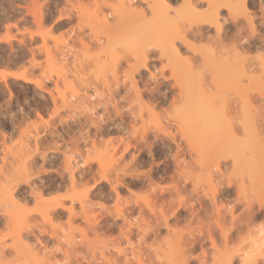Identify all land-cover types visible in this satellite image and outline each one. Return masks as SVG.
I'll use <instances>...</instances> for the list:
<instances>
[{
    "label": "rangeland",
    "instance_id": "obj_1",
    "mask_svg": "<svg viewBox=\"0 0 264 264\" xmlns=\"http://www.w3.org/2000/svg\"><path fill=\"white\" fill-rule=\"evenodd\" d=\"M77 1L79 3H86L87 5V1L89 0H80L81 2L79 0H0V74H6L5 79H2V76L0 75V188L4 190L2 186L7 182L6 179H28V181L32 179V182L35 181L34 183L30 181L32 185L34 186L35 183L36 186L38 185V188L34 186L37 191L42 189L40 185L46 186L45 184H39L43 181L42 183H46L47 186H51V188L46 189L44 187L45 189L43 188L44 191H42L44 194L37 198V200L39 199L40 201V198H42L43 201L45 200L51 203L54 200L52 196L57 193V190L54 189V185L59 184L61 176L67 177V175L64 174H68V171L63 170L64 167L62 165H64V159L65 157L78 158L77 155H79V153L74 151L77 146L80 150V155L82 156H80V158L91 156L94 157L95 160L104 162L114 155L112 158L116 159V164H113L112 158L111 161L113 165H117L115 166L117 171L113 168L108 170L110 171L108 172V167L106 168V165L103 168H106V174L108 172L107 175L112 181H114L117 175L120 176L123 184L121 183L116 186L120 195L119 198L121 199L117 200L109 184L99 178L98 173L100 171L97 168V162L93 161L92 171L84 173V178H82V180L78 179L74 188H69V183H67L68 185L61 183L62 185L58 189L57 197L58 199L60 198V201L64 202L65 206L73 205L76 211H81L82 204L86 207L85 209L87 213H94L96 220L91 218L89 222H86L85 220H82L83 218L80 219V217H76L75 219L73 218L74 220L72 219L73 221L69 222L67 221L66 215H62L65 211L61 213V216L64 217L51 218L53 221V227H56V230L58 229V234L56 230L55 232L59 239L58 237L48 238L50 236L49 234L47 235V233H44V235L40 234V232L37 233L36 228L34 230L36 233L33 232L36 236H39L40 243L42 242L41 236L44 238L42 240L47 246H45L46 250L44 249L46 254L45 252L40 253L43 252L42 250L38 251V248L44 244L40 245L39 240H36L35 235L31 234L30 240L33 242L34 246H29L28 252L31 257H33V261L27 254V259H25L27 261L30 259L33 263L34 260H36V257H38V259L40 258L39 260H42L41 263L39 261L40 264H49L50 262L51 264H96V262L99 264H109L114 261L116 264H124V260L129 259V264H137L133 255L138 254L141 256V259L145 264H184V262H181L180 260L183 259V257L184 259L187 258V260L190 259L187 264H201L202 260L204 261V264H226L228 258H232L230 264H233L234 261L235 264H246V261H248V264H251L249 254L256 259L264 254V227H262V225H264V214H262V208L258 207V201L259 199L262 200L264 195L263 192H261V185L258 183L259 174H257L258 176L255 175L257 170L255 168L249 170L246 167L248 164L251 166L254 165L256 161H262L259 159L260 157L258 153V148H261V144L259 145V141H255L254 133L256 134L259 131L262 132V130H264V121L261 120V116L264 115V112L262 113L263 115L260 113L258 114L257 112L259 111L255 114L256 119H259V121H257L259 123L254 121L252 115H248V119L243 122L244 117L247 116V111H245L244 114V112L242 113L240 111L239 107H237L239 109H234L235 106L233 108L234 110L232 109V112L229 113V116L234 114L233 117H238V120L244 123V127L236 125L237 122H235L233 130L229 131V141L236 142H233L232 146L227 144L224 148H220V138L215 137L216 135L214 131L211 134L214 133L213 135L215 136L210 134L212 130H206L205 128L202 129L201 126V132L199 131L200 128H198V126H196L198 131H196L197 129L194 131L191 125L187 123L188 121L190 122L194 113H198L199 110L196 107V109L189 108V104L185 100L187 98L182 97L181 99L177 88L178 86L173 84L174 81L169 77V71H166L167 75H163L164 77L159 75L158 79H150L153 77L151 76V72H159L161 65L167 63L166 60L152 61V63L150 62L149 64L151 67L148 70L142 69V73L134 76L135 80L138 82V90L141 91V97L140 95H136V93H134L135 91H132L131 86H127L129 84V79L126 78L125 73L128 69V61L134 62L135 59L138 58L136 56H140L141 51H147L148 49L150 51L155 45V48L157 49V39L155 38V40L150 36V40L153 39L152 43L156 42L155 44H150L149 42L151 41L149 40L148 35L149 33L153 34V32L157 33V31L165 33V30L157 29L155 31L154 29L156 28H154L152 29V32H146L145 35L143 32V36H148L147 38L142 39V37H138V39V34L136 32L139 31V36H141V28L143 29L144 27L141 26L136 28L135 25L138 23L130 25L131 27L134 26L131 28L132 31L134 28L136 30L138 29L137 31L134 30L132 34L128 22L131 20L129 23H132L134 19L129 18L132 16L125 13L124 17L121 18L125 19L126 16L125 20H128L127 25L129 29H125H128L130 33L129 35H122V32L125 30L123 23H126V21H121V18H119L121 21L119 23H122L123 26L118 25L117 29H115L116 27L112 29V24H110L109 21L107 22H109L108 24L111 26L106 23L105 25L110 28L101 25L104 22L102 17H105L107 14L108 16L112 15L110 16L111 20L113 16H117L114 14V10H110L113 6L111 3L113 2L117 7L120 6V3H118V6L116 0H99L98 4L99 2L100 4L97 7L98 9H101L100 12H102V10L105 12V16H102L101 13H95L96 8H93V4H96L97 1L95 0L94 3H92L93 1L90 0V4L88 3L89 8L85 6L86 11H84V8V10L81 8L78 12L80 16H78L76 7L81 6ZM105 1L107 3L111 2V6H108ZM127 1L130 2L129 0ZM179 1L180 0L174 3L172 10L180 12L176 13L178 16L180 14V19H178V21L181 20L182 23L180 21V24L178 22L175 23L178 26L181 24L189 25L190 11L183 7L181 4L182 2L179 3ZM70 2L74 4L76 10L71 6L72 4L70 5ZM76 3H78V5ZM83 3H81V5H84ZM101 3L103 4L101 5ZM138 3L140 6H146V3L141 0H138ZM177 5H179V7ZM136 7L137 6H135V8ZM130 8H134V5ZM35 9L40 10L38 15V17L41 16L40 18L34 17L35 13L32 15V11ZM118 10H121V8ZM118 10L117 12H119ZM172 10L170 12H172ZM59 11H61L62 14L74 11L73 13L79 18L71 17L73 15L71 12L72 15L71 13L69 14L72 19H62L63 21H59L61 20L57 17L61 13H59ZM110 11L112 14H110ZM174 12L175 11H173L172 14H175ZM185 12H188V15L184 14ZM75 14L73 16H76ZM91 14H95L94 17H92ZM96 15L103 21L102 22L99 19L102 22H99L100 25H97L94 22ZM108 16L106 19L108 18V20H110ZM174 16L176 15H171V19L167 18L165 22L178 18H174ZM245 16L246 14L244 12H240L238 15V19L243 20L242 29H245L243 32L247 31ZM193 18L191 17V21ZM257 19L258 22L261 21L260 18L257 17ZM68 21L69 23L66 24ZM62 22L63 24H61ZM85 22L89 24L90 27L85 24ZM170 25L172 28L175 26L172 23H170ZM184 25H182V27H184ZM77 26L81 29L77 30ZM115 30H117L119 37L116 36V38L114 37L115 39H113L111 35H108L112 40L110 41V38L106 36V33L108 32L107 34H110L109 32H113L114 34V32H116ZM128 30L124 32H128ZM146 30L151 31L149 25L148 28L146 26ZM168 30V33H174L175 31L171 29ZM211 30L208 32V35L213 36L215 31ZM134 33L136 34L135 41H132V37H130L131 40H129L127 36L134 35ZM78 36L82 39L81 42H84L83 44L85 45L79 42L81 39L78 38ZM75 37L77 40L74 39ZM140 39H142V41ZM204 41L206 42V40ZM67 43L71 46L73 44L74 47L67 48H71L70 51L72 50V53L69 50L65 51L66 48L64 45H68ZM195 43L198 44H195L197 46L201 44L200 47L202 48L203 40L198 42L195 41ZM60 48H62L65 53L67 51L69 53L66 57L67 61L64 62L66 63L65 66L68 67L65 68L66 72L67 69H70L71 67L73 68L70 69L69 74L68 72H65L68 76H66V78L63 77L62 73L60 74L61 70H59L61 62H58V57L60 58V55L58 56L56 53ZM201 48L196 49L198 51V57L196 58H199L200 54H202V57L206 55V58H208L206 54L208 53V50L206 49L205 53L202 52L203 50L201 51ZM184 50L182 53L185 55L188 53V55L191 56V51L189 52V50H185L184 52ZM227 50L230 51L229 49ZM240 52L242 53V51ZM209 53L213 54L210 51ZM230 53L227 56L228 59L224 60L223 65H221L222 62L219 61L221 59L218 60L219 57L216 58L219 61V64H216L218 61H215L214 58L216 55L214 57L213 54L210 59H214L213 61L216 62L215 65H217L216 67L214 66V62L211 65L207 62L209 68L207 69L205 65L204 72L202 70L204 66L202 68L199 66L196 68L199 69L200 73L203 72V76H201V78L199 74H196L193 77V80L195 82H200L198 79H201L202 83L205 79L203 83L205 84L208 82L211 85L210 87L208 83V86L205 84L209 88L206 90L207 88L204 86L203 89L206 90L205 93L201 92L198 88L200 94L198 90L196 91L198 93L194 90H192L193 93L191 92L190 89L194 88L192 85L194 84V81L192 82L189 78L191 79L192 76L189 78L187 77L186 79L190 82L185 79L186 83L182 86L186 89L189 88L190 91L186 97L191 96L193 98L192 102L199 99L198 96L195 99L193 97L198 94L199 97L201 96L199 99L200 101L201 99H204L205 102H209L207 104H211V107L209 106V108H211L212 111L208 110L212 113L215 112V107L213 106L218 99L220 100V97L223 96L224 98L233 97L232 99H240L237 97L250 94V91L247 88L248 81L246 79L244 80L245 76L242 75V78L234 72L233 74H237L238 76L236 75L233 78L234 75H230L232 77L231 80L227 79L228 81L226 80V82L224 80L223 84H225H220L223 86L219 87L216 85L221 83L224 79L220 74L224 75V71L227 69V72L229 69V65H227V67H225V65L228 63L230 66H233L232 64L235 63L236 67H234L239 71H242L240 65L242 62L239 64V60L241 61V58H243L242 60L244 62V59L247 60L246 58H248L250 61L251 58V60H256L254 62H257V59H253L251 56L255 57V55L258 54V57L255 58H259V54H262V51L261 49H253L249 53L246 51L244 54H241L244 56L247 54V57L245 58L244 56H236L235 58L232 56L231 60H234L232 64L231 62H226L230 58L229 55H232ZM156 54L157 52L153 54V56L156 57ZM185 55L183 57H188ZM118 58L121 59V65L115 69L117 73L116 79H118L116 80L111 77V73L109 74V72H112L113 74L115 72V70L110 71L112 67H110L111 63L109 62L111 60L114 62V60ZM56 59L58 60L55 61ZM200 60H198L199 62L197 61L195 65H200ZM249 61L247 62L249 63ZM106 62L109 63V66ZM247 62L243 64L246 66ZM103 63L108 67L106 68L109 71H107V69L105 70V65L103 68L104 72L107 71V73H104L99 69L103 67ZM220 66L221 68H219ZM245 66L243 68H245ZM223 67H225V70H222ZM78 68L86 70V75H90L88 76L89 78L83 76L85 73L81 74L78 79L77 77L75 78V76L72 77V73H81L82 70H77ZM210 68L211 71L214 68V71L217 70L218 73H220L221 69L224 72L219 74L222 78L219 79L213 72L214 74H210V77L213 75V81L210 80ZM74 69L77 70V72L74 71ZM237 69L232 70L235 71ZM230 72L232 71L229 70L226 74ZM13 74L18 75V77L16 78L12 76ZM20 74L23 77H20ZM226 74L224 76L229 78ZM181 75H184L185 77L187 76V74H182V72ZM113 76L115 77V75ZM238 78H242L240 80V83L242 82L241 85H247L245 88H243L244 86H241L240 83L236 82L239 81ZM123 80L125 83H123ZM209 80L213 82V85ZM39 81L44 83V90H40L36 87V82ZM83 81L85 83H83ZM116 81H118L120 86L118 88L115 87ZM214 81L217 83L215 82V84ZM181 82L183 84L184 81ZM124 84L127 85L125 86ZM236 84H239V86ZM212 86H214L215 89L217 87V90H219L215 92L212 90L214 89ZM127 87H131L129 88L131 90L127 89ZM114 88L116 90H112ZM209 90H211V95L213 94L212 91L215 93L213 94L214 100L208 96ZM50 92L52 96L50 95ZM254 95H256V92H254ZM53 96L54 99H56V102H54L60 107L58 112L56 111L54 115L53 111L58 107H56L53 102ZM65 98L67 99L65 100L67 102L66 106H64L62 101V99ZM138 99L142 101L140 102ZM259 100L255 102L258 104L261 103V101L263 102V100ZM194 103V105H197L198 107V102ZM141 105L142 107H140ZM194 105L192 107H194ZM208 105L205 107L207 108ZM140 109L142 110L140 111ZM190 109L193 111L191 112ZM99 115L104 118L103 122L105 123V131L102 134L97 135L95 134V127L89 122V118H95ZM157 115L159 116L161 127L165 131H170L174 136H171L170 134L168 136L163 135L158 130L157 126L159 125H156L158 122L154 121L155 119L158 120ZM73 119H75V122ZM135 127L136 129L138 128V131H140L139 129H141V127H147L148 138L146 141H148L149 144L145 143V140H141V135H139L140 132L137 134L133 133ZM255 130L257 132H254ZM196 132L199 135H197ZM260 132L258 135L262 137L263 135H260ZM224 133L227 134L226 131H224ZM154 134L162 139L155 138L153 136ZM223 136L221 135L220 137L222 138ZM251 138H253V140H251ZM35 139L38 141L37 148L34 146ZM187 139H190L189 144ZM93 141L95 143V149L91 150V144ZM128 142L131 143L130 149L123 152L124 145ZM25 144H29L31 149L28 150L29 147L27 145V149ZM87 150H90V153H88ZM28 152L31 156V158H28L30 159L29 161H27ZM42 153H44L45 161H43L42 156L40 155ZM223 157H228V161L217 168L215 166L216 161L223 159ZM262 157L263 156H261V158ZM262 159L264 160V158ZM32 160L33 163L31 162ZM111 161L107 162L111 163ZM107 162L104 164H108ZM28 163L34 165L32 166L29 164L31 166H27L26 164ZM110 163L108 165H110ZM24 165H26L28 169L29 167L33 168L28 171L26 169L27 167H24ZM41 165H44V168L42 169H45V172H42ZM143 165H146V167H143ZM244 165L246 167H244ZM112 167L113 166H111V168ZM122 167L125 168V171L123 169L120 170ZM251 168L253 167L251 166ZM119 170L124 172L122 173ZM81 172L82 171H80V173ZM28 174L32 176L28 177ZM185 177L188 178L185 179ZM93 178L97 181L94 182ZM220 181H223L224 184L227 182L232 183L233 189L228 192L227 196L219 197L215 202L216 205H226L227 210L231 207L234 210L233 215L242 218L247 213V211L244 210V205L246 202L252 200L253 210H260V214L257 215L259 216V219L254 218L249 221L248 228L243 226L242 231L238 236L235 233H232L231 238L226 242L227 244L223 242L219 228L213 226V238L217 247L216 249L211 245L206 234L198 233L197 229L199 227L198 221L205 220L206 213H214V210L212 209L214 204H212L210 200L205 199L206 197L204 195L209 194L214 186ZM52 182L54 185L51 184ZM4 185H6V183ZM225 187L227 186L225 185ZM31 188L24 184L25 191L28 190L27 192H30ZM53 189L56 191H53ZM2 192H0V196ZM145 196H150L149 198L153 201L155 206L154 212L149 210L145 205L144 202L146 200L145 198L143 199ZM199 198H201L200 203L198 201ZM0 199L1 204L3 196H1ZM33 199L34 198H31V200L28 199L27 202L26 200L20 201L26 203V205L24 203L23 205L21 204L24 207L20 208L16 203H7L5 199L4 202L14 207L15 205L18 207L17 209L10 206V208H8V211L9 209L12 211L16 209L14 211L18 213H16L18 217L22 216L19 213H23V211L24 213L25 211L26 213H29L27 211L31 210V216H28L29 218L32 217V219L29 220H33V222L35 221L38 224L41 223L42 225L44 223L46 224L44 227L50 230V225L47 223L48 221L50 222V220L45 218L46 222H41V220L43 221L44 216H41V219L40 215L37 214L38 212H41V209L43 208L42 204H44V202L42 201L43 203H41V201H35L36 199L33 201ZM4 202H2V204ZM50 203H48V205ZM44 206L46 207V202ZM3 207V209H0L4 210L5 206ZM160 208L161 212L163 211L164 213H160ZM187 208L192 209L194 216L190 215ZM117 209L122 211L124 218H118L115 216L117 214ZM223 211H225V209L222 208L221 212ZM163 214L167 218L166 220H168L169 227H166L163 223ZM141 217L144 218L143 221ZM226 217L227 220L225 225L230 221L229 213ZM58 218L61 219L56 221L55 219ZM21 219L22 218H17V221H20ZM15 221L16 220H14V223ZM51 222L50 224L52 225ZM9 225L12 226V223ZM144 225H147L146 227L150 228L146 234H144L143 231ZM3 226H0L1 249L2 245H10L13 242L11 239L12 235L6 236L8 235L9 228H6L7 226L3 228ZM78 227L81 230H79ZM53 229L51 230L54 231ZM202 230L204 232V228H202ZM52 238L56 240L58 239L59 241ZM38 244L39 247L37 248ZM8 248L10 250L12 249V247ZM8 248L7 251H10ZM21 248L23 249V247ZM73 249L76 250V252H74L76 255L73 253ZM117 249H120L121 253H118ZM7 251L6 255L8 262H5V264H10V262L12 264L15 262L20 264L17 261L20 252L16 256L14 250H11L13 252L10 251V253ZM65 251L68 252V255H65L67 254ZM34 254L38 256L35 255V257ZM6 255L2 257V259H5ZM26 255L24 256L26 257ZM39 255H41V257H39ZM22 256H19V259L24 258V256ZM67 256L69 258H67ZM27 261L23 264H30Z\"/></svg>",
    "mask_w": 264,
    "mask_h": 264
},
{
    "label": "bare ground",
    "instance_id": "obj_2",
    "mask_svg": "<svg viewBox=\"0 0 264 264\" xmlns=\"http://www.w3.org/2000/svg\"><path fill=\"white\" fill-rule=\"evenodd\" d=\"M80 1V0H79ZM90 1V0H89ZM89 1H87V5H86V3L84 4L83 2H81V3H83L84 5H81V3H79L78 1V3L80 4V6L81 7H76L77 8V10H76V8H75V6H74V4L73 3H71L70 2V5L71 6H73L74 8H75V10L77 11V13L79 12V10L82 8H84L83 10L84 11H86V8H85V6L87 7V8H89V5H88V3H89ZM93 2L92 3H94V1L95 0H92ZM97 1V3L95 4H93L94 6H93V8L95 9V13H101L102 14V16H105V12H103V10H102V12L104 13H102V12H100V10L101 9H98V5L100 4V2H99V4H98V1L99 0H96ZM117 1V5L119 6V4L118 3H120V6L119 7H117L116 6V4L114 5L113 4V2L111 3V2H106L107 3V5L109 6H111V4L113 5L111 8H110V10L112 9V10H114V14L115 15H117V16H113L114 17V20H113V17H112V20L110 19V16H112V15H110V16H108V14L105 16V17H102V20L104 21H102L101 20V18L100 17H98L97 15H96V17H95V23L98 25L99 24V22L100 23H102L101 25H103V27H107V28H110L109 26H111L110 24H112V26H114V27H112L111 26V28L113 29V28H115V29H117V26L118 25H120V26H123L122 25V23H119V22H121V21H123V20H125L126 19V16H125V19L124 18H121V17H124V15H125V13L126 14H129L130 16H132V17H129V18H133L134 20H133V24L132 23H129V22H131V20H129V22H128V24H129V28L131 29L132 27H134V26H130V25H134V24H136V23H138V24H136L135 25V27L137 28V27H141V26H143L144 28L142 29L141 28V32H142V35L141 36H139L140 35V33H138L139 31H137L135 28H134V30H136L135 32L138 34L137 35V38L139 37H142V39L143 38H147L148 36V38H149V40H150V36H152V38L153 39H157V42L158 43H156L157 44V49L155 48L156 47V45L154 46V45H152V46H154L153 48H155V49H151L150 51H149V49L146 51H141V53H140V56H136V57H138V58H136L135 59V61L134 62H130V61H128L129 63H127V65H128V69H127V71H126V73H125V75H126V78H128L129 80V84L127 85V86H131V87H127V89H129V88H131L132 89V91L134 92V93H136V95H140V97H141V91L140 90H138V82L135 80V75L136 74H140V73H142V69H149L148 67H141V65H149L150 64V62L152 63V61H162V59H164V60H166L167 61V63H165V65H161V67L159 68V75L160 76H163L164 75V73L166 72V71H169V77L170 78H172L173 79V81H174V85H177L178 87V90H179V96L181 97V99H182V97H184V98H187V99H185L186 101H187V103L189 104V108H194V109H198L199 111H198V113H194V116H192L191 117V119H190V122L188 121L187 123H189V125H191V127H192V129H194V131H195V129H197L196 128V126H198V128H200V126H201V128L202 129H206V130H212L211 132H210V134L214 131V133H215V135H213V134H211V135H213V136H215L216 138L217 137H219L218 139H219V142H220V148H224V146H226L227 144L228 145H233V142H236V141H233V142H231V141H229L230 140V135H229V131H232L233 130V127H234V123L235 122H237L236 123V125H239V126H242V127H244V121H246L247 119H248V115H252V117H253V119H254V121L255 122H257V121H259V119H256V117H255V114H256V112L257 111H259V112H257L258 114L260 113V114H262L263 112H264V60L263 61H261L262 59H261V57H264V33H261L260 32V28H259V24H260V22H258V19H257V17L258 18H260L261 20H264V0H180L179 1V3L180 2H182L181 4H182V6L183 7H185L186 9H188L190 12H189V14L190 15H193V16H190L189 15V19H190V21H191V17L193 18V20L190 22L189 21V25L187 24H181L180 26H178L175 22H178L179 23V21L182 23V21L181 20H179L178 21V19H180V14H179V16H178V14L177 13H180V12H177L176 10H172L173 9V6H174V3L175 2H177L178 0H141V1H143V2H145L146 3V6L144 7V6H140V5H138L139 3H138V0H129L130 2H128L127 0H116ZM126 1V2H125ZM104 2V3H105ZM78 3H76L77 5H78ZM111 3V4H110ZM75 4V5H76ZM90 4V3H89ZM103 3H101V5H102ZM137 4V5H136ZM133 5H134V8H130L131 6L133 7ZM83 6V7H82ZM105 6V5H104ZM107 6V7H108ZM135 6H137L136 8H135ZM178 7H179V5H177ZM100 7V6H99ZM101 8V7H100ZM114 8H117V9H114ZM119 8H121V10H118ZM103 9V8H102ZM74 10V11H75ZM99 10V11H98ZM117 10L119 11V12H117ZM172 10V12L173 11H175L174 13L175 14H172V12H170ZM37 11V12H36ZM73 11V12H74ZM76 11H75V13H76ZM123 11V12H122ZM39 12H40V10H33L32 11V15H33V13H35L34 14V17H38V15H39ZM61 11H59V13H60ZM72 11H70L69 13H71ZM72 12V13H73ZM109 12V11H108ZM111 12V11H110ZM171 14H170V13ZM177 12V13H176ZM240 12H244L245 14H246V16H245V18H246V21H245V19H244V21L246 22V32H243L241 29H242V24L240 25V27L238 28L237 27V24H238V21H239V19H238V15L240 14ZM36 13H37V15H36ZM69 13H64V14H62V12L59 14V16H57V17H59L58 19H61V20H59V21H63L64 19H72V18H70V16L72 15V13H71V15L69 14ZM75 13H73V15L75 14ZM97 13V14H98ZM117 13V14H116ZM120 13V14H119ZM121 13H122V15H121ZM110 14H112V12L110 13ZM169 14V15H168ZM184 14H187L188 15V12H185ZM36 15V16H35ZM41 15V14H40ZM71 16V17H77V18H79L78 16H80V14L78 13V16L76 15V16ZM95 15V14H94ZM94 15L93 14H91V16L92 17H94ZM171 15H176V16H174V18H177V19H175V20H171V21H169V22H165L166 21V19L167 18H169V19H171L170 17H171ZM182 15V14H181ZM109 17V19L110 20H108V18L106 19V17ZM41 17V16H40ZM40 17H38V18H40ZM98 17V18H97ZM118 19H117V18ZM76 18V19H77ZM80 18H82V17H80ZM119 18H121V21H120V19ZM129 18H127V19H129ZM172 18H173V16H172ZM63 19V20H62ZM83 19V18H82ZM97 19V20H96ZM102 21H100V20ZM106 21H105V20ZM115 19H117V20H115ZM257 19V20H256ZM58 21V22H59ZM70 21V20H69ZM69 21L66 23V24H68L69 23ZM107 21H109L110 22V24H108L109 22H107ZM112 21V22H111ZM126 21V23H123L124 24V29L125 28H128V25H127V21L128 20H125ZM124 21V22H125ZM173 21V22H172ZM114 22V23H113ZM118 24H117V23ZM244 22V23H245ZM252 22H255L256 24H257V28H256V30H255V34H253V32L251 31V29H250V27H248ZM64 23V24H65ZM83 23V22H82ZM105 23L106 24H108L109 26H106L105 25ZM116 23V24H115ZM164 23H165V25H164ZM169 23V24H168ZM170 23H172L173 25H175L174 26V28H172L171 27V25H170ZM60 24V23H59ZM61 24H63V22L61 23ZM85 24H87L86 22H85ZM85 24H83V25H85ZM163 24V25H162ZM168 24V25H167ZM180 24V23H179ZM89 27H90V25L89 24H87ZM100 25V24H99ZM148 25H149V27L151 28V31H147L146 30V26H147V28H148ZM161 25V26H160ZM172 25V26H173ZM182 25H184V27H182ZM245 25V24H244ZM79 26V25H78ZM78 26H77V28H78ZM84 27V26H83ZM163 27V28H162ZM169 27H171V28H169ZM76 28V29H77ZM120 29H122L121 27H119ZM128 28V29H129ZM154 28H156V29H154ZM73 29V28H72ZM79 29H81V28H78L77 30H79ZM127 29V30H128ZM152 29H154L155 31L157 30V29H163V30H165V33L164 32H162L161 33V31H157V33L155 32H153V34L152 33H149V35L146 37H144L143 36V32H144V35H145V33L147 32H152L153 30ZM168 29H171V30H175L174 31V33H168ZM214 30L215 32V34L213 35V36H211V35H208V32L210 31V30ZM71 30V29H70ZM126 29L124 30V31H127ZM134 30L132 31V29L130 30V32H132V34H133V32H134ZM145 30V31H144ZM211 30V31H212ZM82 31V30H81ZM111 31V30H110ZM116 32H114V34H113V32H109L110 34H107L106 33V36H108V35H111V37H113V39H115L116 38V36H118V33H117V30H115ZM121 31V30H120ZM122 32V35H125V34H128L129 35V30H128V32ZM167 31V32H166ZM117 35H116V34ZM236 33H239V36L237 37V39L236 40H232L231 38H232V35L233 34H236ZM151 34V35H150ZM225 36H228L229 37V39L231 40V43H230V45H228L229 43H225L224 42V37ZM109 37V36H108ZM115 37V38H114ZM119 37V36H118ZM128 38H129V40H131L130 39V37H132V41H135V39H136V34L134 33V35H131V36H127ZM135 37V38H134ZM78 38H80L79 36H78ZM110 38V37H109ZM123 38V37H122ZM133 38H134V40H133ZM138 38V39H139ZM74 39H76V37L74 38ZM81 39V38H80ZM79 39V40H80ZM142 39H140L141 41H142ZM152 39V40H153ZM155 39V40H156ZM77 40V39H76ZM78 40V41H79ZM148 40V39H147ZM152 40H150L151 42H149L150 44L152 43ZM200 40H203V46H202V48L200 47L201 46V44H199V46H197L198 44L197 43H195V41H200ZM204 40H206V42L204 41ZM73 41V40H72ZM82 41V39L79 41L80 43H84V42H81ZM110 41H112L111 40V38H110ZM131 41V42H132ZM144 41V40H143ZM74 42V41H73ZM148 42V41H147ZM154 42V41H153ZM205 42V43H204ZM155 43H152V44H155ZM160 43V44H159ZM179 43V44H178ZM68 44V43H67ZM81 44V45H82ZM159 44V45H158ZM195 44H197V45H195ZM207 46H206V45ZM66 45V44H65ZM64 45V47L66 48L65 49V51L66 50H69L70 51V49L72 48V47H74L73 46V44H72V46L71 45H66L65 46ZM83 45H85V44H83ZM111 45V44H110ZM205 45V46H204ZM227 45V46H226ZM69 47H71L70 49H67V48H69ZM184 48H185V50L187 51V50H189V52H190V55L191 56H189L188 55V53H187V55H185L184 53H182L183 52V50H184ZM200 49L201 48V51L202 52H205L206 51V49L208 50V53H209V51L211 52V53H213V54H208V53H206L207 54V57L210 59L211 58V56L213 55L214 57H215V55H216V57L214 58L215 59V61H218L219 59H221V60H219V61H221L222 62V64L221 65H223L224 64V60H226V59H228V54L230 53V54H232V55H229L230 56V58H229V60H231V57L233 56L234 58L236 57V56H241V57H243L244 55H241V54H244L246 51L249 53L250 51H252L253 49L254 50H259V49H261V51H262V54H259V58H255V57H258L257 55L258 54H256L255 55V57L254 56H251L253 59H257V62H254V61H256V60H251V58H250V61L248 60V58H246L247 60H245L244 59V62H243V58H241V61L239 60V64L242 62V64H240L241 65V68H242V71H239L237 68H235L236 66V64L235 63H233L232 64V62H234V60L232 61H226V62H231V64L233 65V66H230V64H226L225 65V67H227V65H229V69H228V71L230 70V71H232V72H230V73H228V74H226L227 72H226V70H225V67H223L222 68V70H225L224 72L220 69V73H224V75L226 74V75H228L229 76V78L228 77H226V76H224L223 74H220V73H218V71L217 70H215L214 71V68H213V70L211 71V68H210V70H209V72L211 71V73H209V78H210V80H212V78H213V75H212V77H210L211 75L210 74H212L213 72L215 73V75L220 79V78H222V77H224V79L221 81V83H218V84H216L217 82L216 81H214V83L216 84V85H218L219 87L220 86H223L224 84H223V81L225 80V82H226V80L228 79V80H231V76H233V78L238 74L240 77H242L243 78V76L242 75H244L245 77H244V80L246 79L247 81H248V86L247 85H241V83H240V80L242 79V78H238V80L239 81H236V82H238V83H240V85L241 86H244L243 88H245V86H247V88H248V90L250 91V94L249 95H246V96H241V97H237V98H240V99H232V98H229V97H220V100L218 99L217 100V102H215L216 104H214V106L213 107H215L214 109H215V112H211L212 110H211V108H209V106L211 107V104L210 105H208L207 103H209V102H205V100L204 99H201V101L199 100L200 99V97H199V94H200V90H201V92H203V93H205L206 92V90H208L209 88L207 87L208 86V82H206L205 84H207V86L203 83L204 82V80H203V84L201 83V79H198V80H200V82L198 81V82H195L193 79V77L196 75V74H199V76L201 77V76H203L202 74H203V72H204V69H205V65H206V68L208 69L209 68V66H208V63L211 65V64H213V60L212 59H210V60H212V61H210L208 58H206V55H204V57H202V54H200V57L199 58H196V57H198V51L196 50V49ZM229 49L230 51H228L227 49ZM60 49H62V48H60ZM58 50L57 51V55L59 56L60 55V58L58 57V59H56L55 61H57L58 60V62L60 61L61 62V64L59 65V63H58V65L60 66V68H59V70H61L60 71V74L62 73L63 74V77L64 78H66V76H67V72H68V74H69V71H70V69L72 68H70V69H67V72H66V70H65V68H68L67 66H65V64L66 63H64V62H66L67 60V55H69V53H68V51L65 53V51L62 49V50ZM185 50H184V52H185ZM242 51V53L240 52V51ZM200 51V50H199ZM71 53H72V50L70 51ZM146 52V53H145ZM148 52V53H147ZM157 52V56L156 57H154L153 56V54H155ZM59 53V54H58ZM192 53V54H191ZM188 56V57H183V56ZM197 55V56H196ZM209 55V56H208ZM250 56V55H249ZM248 56V57H249ZM261 56V57H260ZM56 57V58H57ZM217 57H219L218 58V60L216 59ZM222 57V58H221ZM245 57H247V54H245V56H244V58ZM203 58V59H202ZM213 58V57H212ZM200 59H202V60H200ZM206 59V60H205ZM120 60L121 59H115L114 60V62L111 60L109 63H111L110 65V67H112V69H110V71H112V70H115L117 67H119V65H121L120 64ZM198 60H200L201 61V64L200 65H195L196 64V62L198 61ZM205 60V61H204ZM169 61V62H168ZM204 61V62H203ZM211 63H210V62ZM219 61L216 63V62H214V66L216 67L218 64H219ZM247 61H249V63L247 62V65L245 66L243 63H246ZM127 62V61H126ZM199 62V61H198ZM208 62V63H207ZM109 63L108 62H106V64L109 66ZM203 63H204V65H203ZM206 63V64H205ZM215 63L217 64V65H215ZM105 63H103L102 65H103V67L102 68H99L101 71H103L104 72V65H105V70L108 68L107 67V65H106ZM197 64H199V63H197ZM238 64V63H237ZM238 64V65H239ZM65 66V67H64ZM198 66L199 67H203L202 68V70H203V72H201L200 73V71H199V69H196V68H198ZM208 66V67H207ZM235 66V67H234ZM245 66V68H243ZM107 67V68H106ZM211 67V66H210ZM213 67V66H212ZM234 67V68H233ZM196 70H195V69ZM218 68V67H217ZM219 68H221V66L219 67ZM237 69V70H235V71H237V72H235V71H233L232 69ZM73 69V68H72ZM103 69V70H102ZM206 69V70H207ZM244 69V70H243ZM77 70H82L81 71V73H80V75H79V73L77 72ZM77 70H75L74 69V71H76L77 73L76 74H73L72 72H70V73H72V77H74L75 76V78L77 77V79H78V77H80L81 76V74H83V73H85V75L83 74V76H86V77H88V76H90V75H86L87 73V71L86 70H84V69H77ZM85 72H84V71ZM194 70V71H193ZM198 70V71H197ZM201 70V71H202ZM205 70V71H206ZM219 70V69H218ZM101 71H100V73H101ZM107 71H109L108 69H107ZM107 71H105L106 73H107ZM208 71V70H207ZM222 71V72H221ZM66 72V73H65ZM104 72V73H105ZM114 72V71H113ZM181 72H182V74H187V76L185 77L184 75H181ZM233 72L234 73H237L236 75L235 74H233ZM244 73V74H242V73ZM104 73H103V75H104ZM111 73V77H113V78H115L116 79V70H115V72H114V74L112 73V72H109V74ZM213 73V74H214ZM217 73V74H216ZM240 73V74H239ZM4 73H2V74H0L1 76H2V79H5L6 78V74H4ZM155 74L156 73H152L151 72V76H155ZM194 74V75H193ZM222 76V77H220V75ZM105 75H107V74H105ZM113 75H115V77L113 76ZM204 75H205V73H204ZM219 75V76H218ZM231 75V76H230ZM237 75V76H238ZM12 76H14V77H18V75H16V74H13ZM20 77H23L21 74L19 75ZM82 76V77H83ZM181 76V77H180ZM192 76V77H191ZM207 76V75H206ZM68 77V76H67ZM105 77V76H104ZM107 77V76H106ZM164 77V76H163ZM189 78V77H191V79L189 78V80H191L192 82L194 81V84H195V86H194V84H192L193 85V87L196 89H194L193 87H191V88H193V89H190L191 90V92H192V90H194L195 92L198 90V89H200V90H198V92H199V94L198 95H196V96H193L194 97V99L195 98H197V96H198V98L199 99H197V100H194L193 102H192V100H193V98L190 96H188V97H186L187 96V94H188V92L190 91L189 90V88L188 89H186L185 87L183 88L182 86H184V84L186 83V81H185V79L186 78ZM89 78V77H88ZM181 78V79H180ZM202 78V77H201ZM206 78V77H205ZM226 78V79H225ZM237 78V77H236ZM22 79H24V78H22ZM114 79V80H115ZM183 79V80H182ZM116 80H118V79H116ZM127 80V79H126ZM184 81L183 82V84H182V82L181 81ZM187 80V79H186ZM189 80H187V81H189ZM209 80V81H210ZM215 80V79H214ZM227 80V81H228ZM236 80V79H235ZM243 80V81H244ZM80 81V80H79ZM213 81V80H212ZM212 81H210V83L212 82ZM246 81V82H247ZM122 82V81H121ZM190 82V81H189ZM188 82V83H189ZM191 82V83H192ZM83 83H85L84 81H83ZM123 83H125V81L123 80ZM121 84V83H120ZM220 84H223V85H220ZM36 87H38L40 90H44L45 89V87H44V83L43 82H41V81H39V82H36ZM123 85V84H122ZM125 85V84H124ZM125 85V86H126ZM188 85H190V84H188ZM187 85V86H188ZM202 85H203V87H202ZM212 85H213V82H212ZM237 85V84H236ZM204 86H206V90L205 89H203L204 88ZM209 86L211 87V85L209 84ZM237 86H239V84L237 85ZM115 87L116 88H118V87H120L119 86V83H118V81H116V84H115ZM190 87V86H189ZM108 88V87H107ZM111 88V87H110ZM198 88V89H197ZM212 88H214V89H212ZM212 88H210V89H212V90H214L215 92L216 91H218L217 90V87H216V89H215V87L214 86H212ZM131 89H129V90H131ZM112 90H116L115 88L114 89H112ZM112 90H110V91H112ZM256 92V95H254V92ZM112 92H114V91H112ZM198 92H196V93H198ZM208 92V91H207ZM210 92H211V90H209V92H208V96L211 98V99H213L214 100V95L213 94H215L213 91H212V95L210 94ZM110 93V92H109ZM193 93V92H192ZM110 94H112V93H110ZM202 94V93H201ZM50 95L52 96V94H51V92H50ZM205 95V94H204ZM212 96V97H211ZM236 96V95H235ZM53 98V102L55 101L56 102V99H54V96L52 97ZM190 98H192V99H190ZM203 98V97H202ZM207 98V97H206ZM261 98V99H260ZM263 100V102L261 101V103H256L255 101H258V100ZM65 100H67L66 98L65 99H62V101H63V104H64V106H66L67 105V102L65 101ZM139 100V99H138ZM199 100V101H198ZM238 100V101H237ZM240 100V101H239ZM259 100V101H260ZM140 101V100H139ZM142 101V100H141ZM140 101V102H141ZM216 101V100H215ZM54 102V103H55ZM194 102H198V107H197V105H194L195 103ZM237 102V103H236ZM239 102V103H238ZM139 103V102H138ZM206 103V104H205ZM140 104H142V103H140ZM188 104H186V105H188ZM197 104V103H196ZM236 104V105H235ZM255 104H257V105H255ZM143 105V104H142ZM142 105L140 106V107H142ZM194 105V107H192ZM206 105H208V107L206 108L205 106ZM238 105V106H237ZM55 106L56 107H58L57 105H56V103H55ZM144 106V105H143ZM236 106V107H235ZM188 107V106H187ZM196 107V108H195ZM235 107V108H234ZM237 107H239L240 108V111L243 113L244 112V114H245V111H247V116H245L244 117V120H243V122L242 121H240V120H238V117H233V115L231 116H229V113H231L232 111V109L234 108V109H239V108H237ZM59 108L60 107H58V108H56V109H54V111H53V115L56 113V111L58 112V110H59ZM150 108V107H149ZM262 108V109H261ZM151 109V108H150ZM211 110V111H209V110ZM233 109V110H234ZM142 109H140V111H141ZM190 111H191V109H190ZM193 111V110H192ZM191 111V112H192ZM255 112V113H254ZM152 114V113H151ZM215 117H214V116ZM263 115V114H262ZM158 116V115H157ZM262 117V119L261 120H263L264 121V115L263 116H261ZM156 118V117H155ZM154 119V118H153ZM236 121H235V120ZM75 119H73V121H74ZM159 120V121H158ZM158 120H154L155 122L157 121L158 122V124H156V125H159L160 126V128H159V126H157L158 127V130L163 134V135H171V136H174L170 131H165L162 127H161V123H159L160 122V119H159V116H158ZM234 120V121H233ZM77 121V120H76ZM104 121V118L103 117H101L100 115L99 116H97V117H91V118H89V122H90V124L91 125H93L94 127H95V134H97V135H100V134H102L104 131H105V123L103 122ZM3 122V121H2ZM75 122V121H74ZM250 122H251V120H250ZM196 123V124H195ZM257 123H259V122H257ZM45 125H46V122H45ZM155 125V126H156ZM195 125V126H194ZM246 125V124H245ZM12 126V125H11ZM36 126V125H35ZM35 126H34V129H35ZM37 127V126H36ZM214 127V128H213ZM199 129V131L201 130L202 131V129ZM138 129V128H137ZM136 129V127H135V130H133V133L134 134H137L138 132H140L139 133V135H141V140H145L144 142L145 143H148V141H146V139L148 138V129H147V127L145 128V127H141V129H139L140 131H138ZM214 129V130H213ZM246 129H247V127H246ZM215 130H216V132H215ZM107 131V130H106ZM196 131H198V129L196 130ZM200 131V132H201ZM224 131H226L227 132V134H225L224 133ZM254 132H257L256 130L254 131ZM260 132V131H259ZM259 132L258 133H254V138H255V141L256 142H258L259 143V145L261 144V148L259 149L258 148V153H259V159H261L262 161H256L255 162V164L254 165H251L253 168H251V166L248 164V166L246 167L245 165H244V167H246V168H248L249 170L251 169H256L257 170V173L255 174V175H257V174H259V177H258V183H259V185H261V192H263V195H264V160L262 159V158H264V130H262V132H260V135L262 134L263 136L262 137H260L258 134H259ZM197 133V132H196ZM50 134H51V132H50ZM223 134H224V136H223ZM197 135H199L198 133H197ZM223 136L222 138L220 137V136ZM226 135V136H225ZM155 138H161V137H159L158 135H156V134H154L153 135ZM212 136V137H213ZM139 138V139H140ZM154 138V139H155ZM162 139V138H161ZM251 140H253V138H251ZM108 141V140H107ZM106 141V142H107ZM37 140L35 139V143H34V146H36V148H37ZM187 142H188V144L190 143V139H187ZM109 143H110V140H109ZM152 143V142H151ZM107 144V143H106ZM149 144V143H148ZM27 145H28V147H29V149L27 148ZM25 144V146H26V148L28 149V150H30L31 149V147L29 146V144ZM130 145H131V143H125V145H124V148H123V152L124 151H128L129 149H130ZM25 146H24V148H25ZM55 148H57V147H55ZM93 149H95V143H94V141L92 142V144H91V150H93ZM115 149V148H114ZM262 149H263V151H262ZM197 150H198V148H197ZM74 151L76 152V153H79V155H77L78 156V158L77 157H65V159H64V165H62L63 167H64V169L63 170H66V171H68L67 173L68 174H64V175H67V177L66 176H61L60 178H61V181L59 182V184H53V182L51 183L52 185H54V189H56V190H54L53 189V191H56L57 193H58V189L60 188V186L62 185V184H66V185H68L67 183H69V188L70 187H75L76 185V183H77V181H78V179L79 180H82V178H84V173H88V172H90V171H92V165H93V161L95 162H97L96 164H97V168H98V170L100 171L98 174H99V178L100 179H102V180H104V181H106L107 182V184H109V186H110V188L112 189V192H114V194H115V197H116V199L117 200H119V199H121V198H119L120 197V195H119V192H118V188H117V186L116 185H118V184H123V182H122V180H121V178H120V176L119 175H117L116 176V178L114 179V181H112L111 179H110V177H108V172H110V171H108V170H110V169H113L114 168V170H116L117 171V168L115 167V166H117V165H113L114 163L116 164V159H114V158H112V157H114V155L112 156V157H109L108 159H107V161H111L112 159H113V164H112V161H111V163L110 162H107L106 160L103 162V161H100V160H95L94 159V157H83V158H80V150H79V148L76 146V148L74 149ZM30 152V151H29ZM28 152V155H27V161H29L30 159H28V158H31V156L29 155L30 153ZM87 152L88 153H90V150H87ZM198 152H199V150H198ZM262 152V153H261ZM82 154V153H81ZM260 154H261V156H263L262 158H261V156H260ZM263 154V155H262ZM41 156H42V159H43V161H45L44 160V153H42V154H40ZM82 157V156H81ZM121 157H122V154H121ZM71 158H73V159H71ZM112 158V159H111ZM50 159V158H49ZM82 159V160H81ZM54 160V159H53ZM26 161V162H27ZM51 161V160H50ZM117 161H118V159H117ZM228 161V157H223V159H220V160H217L216 161V164H215V166L217 167V168H219V166L220 165H222V164H224V163H226ZM24 162V161H23ZM32 163H33V160L31 161ZM110 163V165H108V164H104V163ZM32 163H28V164H26L27 166H31L32 165ZM47 163V162H46ZM52 163V162H51ZM51 163H50V165H51ZM245 163V162H244ZM25 164V163H24ZM29 164H31V165H29ZM104 164V165H103ZM26 165H24V167H27ZM34 165V164H33ZM32 165V166H33ZM105 165H106V168H107V174H106V168L104 169L103 167H105ZM42 166V165H41ZM44 166V165H43ZM41 167V170H42V172H45L46 170L45 169H42V168H44V167ZM52 166V165H51ZM99 166V167H98ZM111 166H113L112 168H111ZM123 167H125V166H123ZM120 168V170H124L125 168ZM31 168H33V167H29V169H31ZM28 171H30L29 169H28V167L26 168ZM102 169V170H101ZM32 170V169H31ZM83 170H84V172H83ZM119 170V171H120ZM65 171V172H66ZM80 171H82L81 173H80ZM102 171V172H101ZM115 171V172H116ZM125 171V170H124ZM124 171H120V172H124ZM32 173V172H31ZM36 173V172H35ZM80 173V174H79ZM34 174V173H33ZM63 174V173H62ZM91 174H92V172H91ZM29 175V174H28ZM88 175H90V174H88ZM32 175H29L28 177H31ZM258 176V175H257ZM39 177V176H38ZM92 177V176H91ZM94 177V176H93ZM186 178H188V177H185V179ZM94 179V178H93ZM32 180V179H31ZM31 180H29L28 181V179L27 180H24V179H21V180H18V179H6V181L7 182H5L6 183V185H4L3 184V188H4V190L2 189V188H0V192H2L1 193V196H3V199H2V202H4V199L7 201V203H11V204H15L16 203V205H18L19 206V208L20 207H24V206H22L23 205V203L26 205V203L25 202H20V201H24V200H26V202L28 201V199H30L31 200V198H34V199H36L35 201H38V202H40L41 201V203H43L44 202V204H42L43 205V208L41 209V212L39 213H37V212H35V213H37V214H39L40 215V218H41V216L43 217L44 216V218H43V221L41 220V222H46V219H49L50 220V222L52 221V219L51 218H56V217H64L65 215H66V217H67V221H69V222H71V221H73L76 217H80V219H82V220H85L86 222H89V220L92 218L93 220H96V217H95V215H94V213L93 212H91V213H87L86 212V207H84L82 204H81V211H76L75 209H74V206L73 205H70V206H65L64 205V202H62V201H60L59 199H58V197H57V193L54 195V196H52V198L54 199L51 203L48 201H43L42 200V198H40L41 200L39 201V199L37 200V198H39V197H41L42 196V194H44V193H42V191H44V189L46 188V189H50L51 188V186H47V184L46 183H42L43 181H39L38 183L39 184H45L46 186H43V185H40L41 186V190H35L36 188H34V186L35 187H37L36 186V183H35V185L33 186L32 185V183H34V182H32ZM32 183H31V182ZM38 181V180H37ZM97 180L96 179H94V182H96ZM48 182H51V181H48ZM66 182V183H65ZM30 183H31V185H30ZM62 183V184H61ZM24 184H25V186H29L30 188L31 187H33V188H31V191L30 192H27V191H25L24 190ZM225 185L227 186V187H225ZM39 186V187H40ZM45 187V188H44ZM53 187V186H52ZM239 187V186H238ZM241 187V186H240ZM28 188V187H27ZM38 188V187H37ZM44 188V189H43ZM35 190V191H33V190ZM233 189V184L232 183H230V182H227V183H225L224 184V182L223 181H220L216 186H214V188H213V190L209 193V194H205L204 196L206 197L205 199H208V200H210L211 201V203L212 204H214V207L212 208L213 210H214V213L213 212H211V213H206V219L205 220H199L198 221V225H199V227H198V229H197V232L198 233H201V234H203V233H205L206 234V236H207V238L210 240V242H211V245L214 247V248H216L217 249V247H216V245H215V241H214V238H213V226H215V227H217V228H219V230H220V234H221V236H222V240H223V242L224 243H226L227 241H228V239L229 238H231V234L232 233H235L237 236L240 234V232L242 231V227L243 226H245V227H247L248 228V223H249V221H251L252 219H254V218H256L257 217V215L258 214H260V210H258V211H254L253 210V208H252V206H253V201L251 200V201H248V202H246V204L244 205V210H246L247 211V213L242 217V218H240V217H235L234 215H233V213H234V210L230 207L228 210H227V208H226V205H216L215 204V202H216V200L219 198V197H223V196H227V194H228V192H230V190H232ZM2 190V191H1ZM196 190V189H195ZM52 191V192H53ZM87 191V190H86ZM86 193V192H85ZM150 195V194H149ZM1 196H0V198H1ZM44 196V195H43ZM150 196H145V197H143V199L145 198V205L149 208V210H152V212H154V210H155V206H154V204H153V201L149 198ZM183 197V196H182ZM142 198V197H141ZM34 199H33V201H34ZM183 200V199H182ZM203 200V199H202ZM0 201H1V199H0ZM43 201V202H42ZM144 201V200H143ZM151 201H152V203H151ZM198 201H199V203L201 202V198H199L198 199ZM2 202H1V209H3L4 207L3 206H5V209L4 210H1L0 209V224L3 226V228L4 227H6V228H9V230H8V235H6V236H11V239H12V243L10 244V245H6V246H4V245H2L1 247H2V249L0 248V255H3V256H0V264H5V262H8V260H7V253H6V251H7V248L8 247H12V249L11 250H14L15 252V255L17 256L18 254H19V252H20V254H22L23 256L24 255H28L29 257H31V255L29 254V252H28V248H29V246H34V244H33V242H31V240H30V235L31 234H33V235H35L34 234V230L37 228V233L38 232H40V234H43L44 235V233H47V235L49 234V236L50 237H48V238H51V237H55V238H57L58 237V229L56 230V227H53V221L51 222L52 223V225L50 224V222L48 221L47 223H48V225H50V230L49 229H47V228H45L44 226L46 225V224H44L43 223V225L41 224V223H39V224H41V225H39L37 222H33V220H29V219H32V217H30L29 218V216H31L30 215V213H31V210L30 211H27V212H29V213H26V211H25V213H24V211H23V213H19L20 215H22V216H19L18 217V213L16 212V211H14V210H16L18 207L15 205V207L14 206H12V205H10V204H6V202H4L3 204H2ZM45 202H46V207L44 206L45 205ZM17 203H19V204H17ZM48 203H50L49 205H48ZM258 207L259 208H262V207H264V197H263V199L261 200V199H259V201H258ZM22 204V205H21ZM8 205V206H7ZM21 205V206H20ZM13 207V208H16V209H14L13 211L11 210V209H9V211H8V208H10V207ZM3 207V208H2ZM6 208H7V210H6ZM225 209V211H223V212H221V209ZM46 209V210H45ZM188 209V208H187ZM44 210V211H43ZM160 210V213H164L163 211L161 212V208L159 209ZM11 211H12V213H11ZM33 211V210H32ZM66 212V214H65V212ZM188 211H189V213H190V215L191 216H194L193 215V211H192V209H188ZM15 212V213H14ZM64 212V214H62V215H64V216H61V213H63ZM17 213V214H16ZM42 213V214H41ZM46 213V214H45ZM116 217H118V218H124V214L122 213V211L120 210V209H117L116 210ZM229 213V215H230V221H229V223L227 224V225H225L226 224V220H227V217H226V215ZM16 215V216H14V215ZM27 214V215H26ZM45 214V215H44ZM24 215V216H23ZM26 215V216H25ZM29 215V216H28ZM164 215V214H163ZM163 215H161V216H163ZM15 217V219H14V217ZM24 217V218H23ZM17 218L19 219V218H22L20 221H17ZM46 218V219H45ZM60 218V219H61ZM74 218V219H73ZM142 218V217H141ZM42 219V218H41ZM59 218L58 219H55L56 221L57 220H60ZM73 219V220H72ZM163 223H164V225L166 226V227H169L168 226V220H166L167 218L165 217V215L163 216ZM14 220H16L15 221V223H14ZM105 220V219H104ZM144 220V218H142V221ZM190 220V219H189ZM30 221H32V222H30ZM39 222H40V220H39ZM113 222H116V221H113ZM12 223V226H10L9 224H11ZM8 224V225H7ZM71 224V223H70ZM69 224V225H70ZM112 224V223H111ZM0 225V226H1ZM114 225H115V223H114ZM12 227V228H10V227ZM71 226V225H70ZM147 226V225H146ZM145 225H144V227H143V231H144V234H146L147 232H148V229H150V228H148V227H146ZM48 227V226H47ZM52 227V228H51ZM73 227V226H72ZM140 227V226H139ZM1 228V227H0ZM2 228V229H3ZM54 228V229H53ZM60 228V227H59ZM74 228V227H73ZM79 228V227H78ZM77 228V229H78ZM202 228H204V232H203V230H202ZM51 229H53L54 231H52ZM62 229V228H61ZM4 230V229H3ZM55 230L57 231V234H56V232H55ZM79 230H81L80 228H79ZM153 230V229H152ZM34 231V232H33ZM83 231V230H82ZM12 233V234H11ZM36 233V232H35ZM39 235V234H38ZM13 237V238H12ZM35 237H36V240H39V236H36L35 235ZM45 237H47V236H45ZM34 238V237H33ZM41 238L42 239H44L42 236H41ZM35 239V238H34ZM41 239V243H40V240H39V243H40V245H42V244H44L43 242V240ZM52 239H54V238H52ZM58 239H59V237H58ZM57 239V240H58ZM54 240H56V239H54ZM56 240V241H57ZM59 241V240H58ZM36 243V242H35ZM37 244V243H36ZM227 244V243H226ZM4 246V247H3ZM45 244L44 245H42V246H40L39 247V244L37 245V248L39 249L38 251H40V250H42L43 252H40V253H44L45 252V254H46V251H44V249H45ZM226 246V245H225ZM21 247H23V249L21 248ZM25 247V248H24ZM47 247V246H46ZM21 248V249H20ZM32 248V247H31ZM43 248V249H42ZM19 249V250H18ZM8 250H10L9 248H8ZM10 250V251H11ZM17 250V251H16ZM25 250H26V253H25ZM31 250V249H30ZM46 250V249H45ZM10 251H7V252H9L10 253ZM32 251H33V249H32ZM36 251H37V249H36ZM117 251H118V253H121V250L120 249H117ZM11 252H13V251H11ZM24 252V253H23ZM28 252V253H27ZM66 252V251H65ZM74 252H76V250H74L73 249V253ZM39 253V252H38ZM48 253H49V251H48ZM67 254H65V255H68V252H66ZM18 255V258H17V261H18V263H20V264H23V263H25L27 260V255H26V257L24 256V258H20L19 259V256H22V255ZM37 254V253H36ZM36 254H34V256L36 255ZM75 254V253H74ZM79 254V253H78ZM77 254V255H78ZM6 255V257H5V259L3 258L2 259V257H4ZM10 255V254H9ZM76 255V254H75ZM22 256V257H23ZM36 256H38V255H36ZM35 256V257H36ZM134 256V260L137 262V264H145V263H143L144 261L141 259V256H139L138 254H134L133 255ZM28 257V258H29ZM39 257H41V255H39ZM26 258V259H25ZM32 258V261H33V257H31ZM67 258H69L68 256H67ZM73 258V257H72ZM76 258H77V256H76ZM40 259V258H39ZM38 259V257H36V260H34V262L32 263V261L29 259L27 262H29L30 264H40L41 263V261L42 260H39ZM42 259V258H41ZM183 259H184V257H183ZM183 259H180L181 260V262H184V264H187L188 263V261L190 260L189 259V257H188V259L189 260H187V258H185L184 259V261H183ZM2 260V261H1ZM4 260V261H3ZM21 262H20V261ZM24 260H26V261H24ZM47 260V259H46ZM67 260V259H66ZM231 260H232V258H228L227 259V263L226 264H230V262H231ZM39 261H40V263H39ZM68 261H70V260H68ZM68 261H66V262H68ZM77 261H78V259H77ZM243 261H244V259H243ZM3 262V263H2ZM48 262H50V261H48ZM16 264H17V262H15ZM14 263V264H15ZM57 263V262H56ZM8 264V263H7ZM10 264H12L11 262H10ZM43 264V263H42ZM49 264H51V262L49 263ZM68 264V263H67ZM79 264H82V263H79ZM90 264H92V263H90ZM96 264H99L98 262H96ZM109 264H116V262L114 261V262H111V263H109ZM124 264H129V259H125L124 260ZM180 264H183V263H180ZM201 264H204V261L202 260L201 261Z\"/></svg>",
    "mask_w": 264,
    "mask_h": 264
},
{
    "label": "snow or ice",
    "instance_id": "obj_3",
    "mask_svg": "<svg viewBox=\"0 0 264 264\" xmlns=\"http://www.w3.org/2000/svg\"><path fill=\"white\" fill-rule=\"evenodd\" d=\"M241 24H243V20L239 19L237 27L239 28ZM248 27H250V29L253 32V34H255V30L257 28V24L255 22H252ZM259 28H260V32L264 33V20L260 21ZM241 30L244 31L245 29H241ZM238 36H239V33L233 34L231 39L232 40H236ZM224 42L230 44L231 40L229 39L228 36H225L224 37ZM261 59L264 60V57H261ZM141 67L150 68L151 65H146V66L145 65H141ZM164 75H167V72H165ZM158 78H159V72H157L155 74V76L150 78V79H158ZM143 167H146V165H143ZM262 214H264V207H262ZM256 219H259V216H257ZM262 227H264V225H262ZM249 260L251 261V264H264V254H262L258 259L252 257V255L249 254ZM233 264H235V261L233 262ZM246 264H248V261H246Z\"/></svg>",
    "mask_w": 264,
    "mask_h": 264
}]
</instances>
